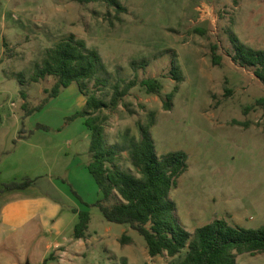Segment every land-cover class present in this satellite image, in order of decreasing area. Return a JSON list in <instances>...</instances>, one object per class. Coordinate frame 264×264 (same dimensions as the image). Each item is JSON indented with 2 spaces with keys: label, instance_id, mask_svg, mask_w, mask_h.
<instances>
[{
  "label": "rangeland",
  "instance_id": "1",
  "mask_svg": "<svg viewBox=\"0 0 264 264\" xmlns=\"http://www.w3.org/2000/svg\"><path fill=\"white\" fill-rule=\"evenodd\" d=\"M119 1L126 12L105 2L0 0V214L10 200L45 199L57 207L32 203L28 211L39 217L13 233L1 218L0 264H180L186 255L151 257L130 225L106 220L86 165L93 161L92 132L77 116L88 96L74 83L50 97L55 77L31 81L47 51L70 34L97 50L104 65L87 94L110 101L114 85L136 82L115 110L96 113L119 168L136 173L132 143L154 115L158 156L188 154V169L170 194L179 222L191 233L215 219L264 226V82L234 60L237 45L264 50V0ZM147 79L160 82L158 93L141 84ZM27 179L33 182L25 189H5ZM81 211L90 223L77 240ZM57 240L67 246L63 252L53 248ZM237 264H264V253L239 255Z\"/></svg>",
  "mask_w": 264,
  "mask_h": 264
},
{
  "label": "trees",
  "instance_id": "2",
  "mask_svg": "<svg viewBox=\"0 0 264 264\" xmlns=\"http://www.w3.org/2000/svg\"><path fill=\"white\" fill-rule=\"evenodd\" d=\"M81 4L105 2L120 14L127 11L119 0H75ZM217 46H212L213 62L218 64L220 56ZM234 60L242 67H252L264 82V50H255L244 45L236 46ZM101 55L97 50H88L85 43L74 34L60 40L47 51L42 64L37 65L31 81L39 82L48 76L57 79L50 97H56L62 88L77 84L83 94L88 96L85 108L77 116L86 117V126L92 132L90 151L93 161L88 165L96 185L102 194L98 201L101 212L107 221L128 224L147 242L151 257L167 253L174 257L184 250L186 255L180 264H237L242 254L264 253V226L244 228L234 226L225 219H215L189 232L176 217V204L171 199V191L178 178L188 169V154L174 151L158 156L150 128L154 115L148 125L140 126V137L132 143L130 152L136 173L117 166L118 152L106 144L104 119L96 113L101 110H115L136 82L123 87L114 85L110 101L99 99L94 93L87 94L88 83L98 79L103 69ZM180 82V77H177ZM150 93H158L161 84L157 79L141 82ZM179 86L168 95L165 109L171 108ZM33 181L11 182L5 185L8 191L27 188ZM118 202L106 205L113 196ZM90 223V214L79 212V222L74 228V237L85 238ZM123 243L131 238L123 236Z\"/></svg>",
  "mask_w": 264,
  "mask_h": 264
},
{
  "label": "crops",
  "instance_id": "3",
  "mask_svg": "<svg viewBox=\"0 0 264 264\" xmlns=\"http://www.w3.org/2000/svg\"><path fill=\"white\" fill-rule=\"evenodd\" d=\"M86 165L88 170V164ZM32 203H36L40 209L42 208L52 209V207L57 209V207H54L53 203L45 199H35V200L30 199V200H19V201L10 200L9 202H6V204H4L1 208L0 221H2L1 218H3L6 223L10 224V231L12 233L22 230L26 225H28L32 221H35L39 217L36 212L28 211ZM72 211L74 212V210ZM82 239H77V240H82ZM65 246L66 245H64L60 240H57L54 243L53 248L59 252H63Z\"/></svg>",
  "mask_w": 264,
  "mask_h": 264
}]
</instances>
